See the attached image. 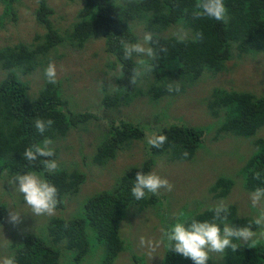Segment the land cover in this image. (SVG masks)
I'll list each match as a JSON object with an SVG mask.
<instances>
[{
	"label": "trees",
	"instance_id": "16d2710c",
	"mask_svg": "<svg viewBox=\"0 0 264 264\" xmlns=\"http://www.w3.org/2000/svg\"><path fill=\"white\" fill-rule=\"evenodd\" d=\"M0 1L4 3L0 17L15 20L17 12L14 2L18 0ZM82 2L73 22L67 26H56L50 18L54 9L47 0H38L34 14L43 27V33L35 32L29 41L22 39L0 48V172L6 170V173L14 176L28 172L43 173V178L58 189L59 210L64 209L67 198L74 200V195L84 181V174L77 168L68 170L62 163L54 173L46 172L41 161L55 159V149L54 157H41L34 163L25 160L23 152L36 143H42L45 138L56 142L65 137L72 126L95 117L90 110H71L67 106L70 99L60 95V83H48L45 68L51 59L65 55V51L57 52L60 47L81 49L88 40L97 37L104 39L105 51L114 55L119 65L115 84L111 87L115 91L104 93L100 99L101 106L105 108L127 105L139 95H146L156 101L163 96L185 92L204 73L214 76L226 70V63L231 58L264 52V0H225L229 16L227 23L207 17L194 19L192 10L195 0ZM135 22L140 23L154 39H159L168 52L166 55L160 53L159 59L146 60L156 67L133 86L129 83L131 71L139 65L134 59L124 60L120 42H137ZM56 23L63 24L61 21ZM170 27L182 28L188 33L189 39L180 43L175 36H163ZM197 33H202L203 37L193 41L191 37ZM110 66L115 67V63H110ZM38 68L43 72L44 84L36 96L30 97L29 84L21 75L30 74ZM100 82V89H104ZM169 85L173 88L178 85L179 91L169 92ZM206 106L212 116L223 114L224 117L216 128V137L225 133L253 138L254 150L240 169L243 187L249 192L264 187V137L256 136L258 130L264 127V94L214 87L206 100ZM49 118L54 121L53 126L45 133H39L35 128V120ZM144 129L141 123L132 120L120 119L111 123L96 146L93 161L103 164L113 159L118 151L128 148L131 142L143 139ZM158 135L167 137L162 147H153L148 143V153L141 163L122 173L111 190L100 191L82 202L78 214L73 217H63L61 214L50 216L41 233L21 232L16 240L10 239L9 249L18 243L13 254L15 264H60L62 251H73L72 259L76 262L90 250L88 238L93 234L98 242L105 243L104 264H111L124 248L123 240L118 235V224L124 217L125 209L135 207L136 212H140L147 206H157L159 203L158 196L151 193L139 201L132 195L137 172H151L156 156H165L170 162L193 160L202 143L204 131L199 126L175 122L163 124L154 136ZM185 151L189 153L187 157L183 156ZM256 171L261 172L260 180L255 179ZM232 185L233 178L221 174L210 183L208 192L212 199L223 200L228 197ZM223 202L230 209L229 223L236 226L251 224L253 231L259 229L254 224L255 218L249 214L240 215L235 203ZM160 208L165 209L163 206ZM210 208L193 209L187 216L189 222L193 216L202 221L210 220L213 215ZM5 216L7 206L0 201V228L6 220ZM12 241L17 242L10 245ZM221 256V260L212 259L209 264H264V243H257L254 248L245 245L236 253L229 249ZM133 258L139 262V258ZM159 264H193V261L169 251L166 244Z\"/></svg>",
	"mask_w": 264,
	"mask_h": 264
},
{
	"label": "rangeland",
	"instance_id": "374dc122",
	"mask_svg": "<svg viewBox=\"0 0 264 264\" xmlns=\"http://www.w3.org/2000/svg\"><path fill=\"white\" fill-rule=\"evenodd\" d=\"M47 3L54 9L50 18L56 26H67L73 22L77 10L83 4L82 0H47ZM14 7L17 12L15 20L11 17H0V48L22 39L29 41L35 32L43 33V27L37 22L34 14L38 0H18L14 2ZM3 11L4 3L0 1V16ZM57 21L63 24H58ZM134 26H136L134 32L137 34V41H142L143 36L148 32L140 23L135 22ZM181 29L170 27L163 36H175L174 34ZM60 51H65L63 57L51 59L57 68L60 95L62 98L70 99L67 106L74 112L86 109L92 111L95 117L72 126L65 137L50 145L57 151L54 160L57 161L58 167L62 163L68 170L77 168L84 174V181L78 193L74 195V200L67 198L64 209H56L54 215L73 217L80 211L82 202L89 197L100 191L111 190L122 173L139 165L145 158L148 153V139L153 137L163 124L185 122L202 127L204 131L202 143L193 160L170 162L165 156L155 157L151 172L167 178L173 186L172 190H161L157 195L158 207L147 206L140 212H136L135 207L125 209L124 217L118 224V233L123 240L124 248L111 264H159L167 244L166 240H162L163 233L180 219L181 212H184L187 218L193 209L201 210L203 207H213L225 201L235 203L239 214H249L252 218L259 214L260 207H264V203L257 208L252 207L250 199L252 192L244 189L243 174L240 171L245 159L254 150L253 138L236 137L225 133L216 137V128L224 117L223 114L212 116L207 110L206 100L214 87L264 94V52L231 58L226 63V70L214 76L204 73L185 92L163 96L156 101L150 100L146 95H139L127 105L105 108L101 106L100 99L104 93L115 91V88L111 90L109 85L115 84L119 65L114 55L105 51L104 39L97 37L88 40L81 49L72 46L60 47L57 52ZM133 59L137 62L140 59L150 58L134 56ZM112 62L115 63L113 68L110 66ZM113 74L115 76H112ZM27 75L29 76L22 78L29 81L31 85L29 92L36 93L44 83L42 73L38 68ZM0 78H2L1 73ZM100 80L104 89H100L98 85ZM139 83L140 81L137 84ZM120 119L141 123L145 127L143 139L134 140L129 148L118 151L114 159L103 165L95 164L92 158L96 146L109 130L111 123ZM256 136L264 137V127L258 130ZM221 174L231 176L234 185L226 199L214 200L208 192V187ZM14 177L6 173V170L0 172V201L7 206V217L5 216L6 220L0 228V260L6 255L14 256L18 243L14 248L9 249L10 239L16 240L21 232L41 233L50 217L34 216L31 213L23 195L15 191L16 186L11 183ZM162 206L165 209H161ZM12 210L21 213V222L15 226L8 221L9 212ZM262 230L264 229L260 230L259 227L254 231L257 233L254 237L257 243H264V236L260 235ZM141 237L147 241L159 242V246L155 251L142 247ZM88 239H90V250L83 258L74 262L73 251H62L60 264H104L105 243L98 242L95 234ZM17 241L9 244L12 245ZM133 257L139 258V262ZM220 257L221 253H215L212 259L221 260Z\"/></svg>",
	"mask_w": 264,
	"mask_h": 264
},
{
	"label": "clouds",
	"instance_id": "9594fccd",
	"mask_svg": "<svg viewBox=\"0 0 264 264\" xmlns=\"http://www.w3.org/2000/svg\"><path fill=\"white\" fill-rule=\"evenodd\" d=\"M192 16L194 19L207 17L223 23H227L229 20L225 0H195ZM174 35L180 43H184L189 39L188 33L182 29L178 30ZM202 37V33H197L194 37H191V39L193 41H198L202 39ZM120 43L123 48L124 60H131L134 56H142L156 60L160 58V53L166 55L168 52L167 47L162 45L159 39H154L151 33L145 34L142 41L132 43L126 40H121ZM137 64L139 66L132 68L129 79V83L133 86L137 85L146 72H151L156 67V65L149 64L144 59L138 60ZM41 73L44 80L43 72L41 71ZM23 76L29 75H21V78ZM112 76L115 75L113 74ZM45 77L48 83H57V68L54 62H50L45 68ZM27 82L30 90L31 85L29 81ZM111 87L112 84L109 85V88ZM40 89L37 90L36 93L30 91L29 93L32 95L29 96H36ZM168 91L178 92L179 86L177 85L173 88L172 85H169ZM82 111L87 110L80 109L77 112ZM53 124L54 121L51 118L47 120H35V128L41 134L45 133L53 126ZM166 140L167 137L165 135H158L150 137L148 143L153 147L159 148L163 146ZM51 143L52 141L50 139L45 138L42 143H36L26 148L23 152L24 159L29 163H34L41 157H54L55 150L53 147H50ZM188 155L189 153L187 151L183 153V156L185 157ZM110 160L112 159L107 161ZM41 163L44 165V169L48 173H54L58 168V163L54 159H43ZM255 179H261L260 171L255 172ZM11 183L16 186L15 191H18L23 195L26 205L31 209V213L34 216H52L55 214L59 203L58 189L54 184L43 178V173L37 174L36 172H28L25 174H17ZM172 187V184L167 178H164L155 172L145 173L139 171L136 174L135 183L131 192L135 199L139 201L145 198L149 193L159 195L162 189L171 191ZM250 199L253 208L261 206L262 203H264V187H257L250 194ZM209 211L213 213L210 220L202 221L193 216L190 218V222L189 219L185 217V213L181 212L179 214L180 219H177L163 233L162 240H166L168 250L175 252L186 259H191L193 264H209V261L212 260L213 254L215 253L222 254L229 249L231 252L236 253L238 249H241L245 245L253 248L256 246L258 241L254 237L257 236V233L253 231L251 224L236 226L229 223L230 209L228 205L219 203L214 207H211ZM8 221L14 226L18 225L21 222V213L14 210L10 211ZM254 224L261 229H264V207H260L259 214L254 219ZM260 235L264 236V230L260 232ZM140 245L142 247H148L151 251H155L159 246V242L147 241L144 237H141ZM13 257H8V255H6L5 258L0 260V264H15V259ZM222 257L223 256L220 258Z\"/></svg>",
	"mask_w": 264,
	"mask_h": 264
}]
</instances>
